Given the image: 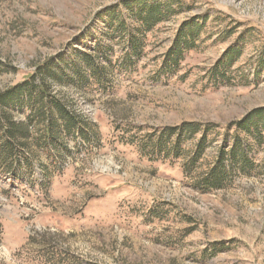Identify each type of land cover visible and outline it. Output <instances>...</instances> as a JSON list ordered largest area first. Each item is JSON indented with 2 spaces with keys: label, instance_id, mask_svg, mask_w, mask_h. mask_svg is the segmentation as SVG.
Listing matches in <instances>:
<instances>
[{
  "label": "rangeland",
  "instance_id": "obj_1",
  "mask_svg": "<svg viewBox=\"0 0 264 264\" xmlns=\"http://www.w3.org/2000/svg\"><path fill=\"white\" fill-rule=\"evenodd\" d=\"M117 1L0 0V91L46 58L87 51L103 29L97 13ZM183 2L149 33L132 68L106 69L105 85L49 84L82 122L53 147L56 156L37 148L30 168L0 173V264H264L261 176L204 192L183 175L181 159L144 156L130 144L264 107V0ZM192 17L206 19L198 46L175 70L158 72ZM230 46L241 54L226 78L210 80ZM255 148L264 161V140Z\"/></svg>",
  "mask_w": 264,
  "mask_h": 264
},
{
  "label": "trees",
  "instance_id": "obj_2",
  "mask_svg": "<svg viewBox=\"0 0 264 264\" xmlns=\"http://www.w3.org/2000/svg\"><path fill=\"white\" fill-rule=\"evenodd\" d=\"M175 5L183 8L186 4L183 0H118L97 13L103 29L100 36L94 35L87 51L74 49L69 59L63 55L46 58L25 79L1 90L0 173L13 175L30 168L37 148H47L56 156L53 147L80 126L82 121L50 91L49 84L105 85L106 69L114 64L121 69L132 68L144 54L149 33L178 13ZM197 19L192 17L180 24L158 72L175 70L185 53L198 46L206 19ZM114 44L120 45L116 62L111 59ZM240 54L241 47H228L208 70L210 80L226 78ZM18 113L24 114L22 120L15 118ZM195 135L199 137L193 141ZM218 137L220 143L212 147ZM263 140L261 107L226 125L184 122L149 134L141 144H130L144 156L181 159L183 175L206 192L224 189L240 177L264 179V161L255 158V147ZM209 147L213 152L207 150Z\"/></svg>",
  "mask_w": 264,
  "mask_h": 264
}]
</instances>
